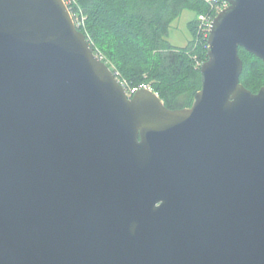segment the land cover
<instances>
[{"label": "water", "instance_id": "water-1", "mask_svg": "<svg viewBox=\"0 0 264 264\" xmlns=\"http://www.w3.org/2000/svg\"><path fill=\"white\" fill-rule=\"evenodd\" d=\"M201 88L127 97L63 0H0V264H264V0H219Z\"/></svg>", "mask_w": 264, "mask_h": 264}, {"label": "trees", "instance_id": "trees-1", "mask_svg": "<svg viewBox=\"0 0 264 264\" xmlns=\"http://www.w3.org/2000/svg\"><path fill=\"white\" fill-rule=\"evenodd\" d=\"M79 25L89 47L102 62L113 66L131 86L151 82V89L169 110L191 107L201 88L200 68L206 61V39L189 24L192 41L188 48L172 47L167 41L171 23L183 10L197 18L210 13L203 0H63ZM243 63L240 83L257 93L264 82V64L239 48Z\"/></svg>", "mask_w": 264, "mask_h": 264}, {"label": "rangeland", "instance_id": "rangeland-1", "mask_svg": "<svg viewBox=\"0 0 264 264\" xmlns=\"http://www.w3.org/2000/svg\"><path fill=\"white\" fill-rule=\"evenodd\" d=\"M195 19L198 20L194 12L190 10H183L180 13V15L171 23L168 29L167 41L172 47L184 49L190 46V43L192 41V35H191L190 28H189V24ZM74 24H75V21H74ZM111 68L113 71L115 72L117 71L113 66H111ZM118 78L122 83L129 85V83H127V81L122 79L121 76L118 75ZM262 82H264V80L255 86L253 84V80H250L251 86H254V87H258L260 84H262ZM150 84L151 82L144 83L142 85H145L146 87H150L151 86ZM129 86L131 87V85ZM263 86H261L260 88H262Z\"/></svg>", "mask_w": 264, "mask_h": 264}, {"label": "built area", "instance_id": "built-area-1", "mask_svg": "<svg viewBox=\"0 0 264 264\" xmlns=\"http://www.w3.org/2000/svg\"><path fill=\"white\" fill-rule=\"evenodd\" d=\"M205 3H207L210 6V13L206 14V15H200L198 17L197 20V29L200 30L203 34H204V38L206 39V44H205V48L207 51V38H208V34H209V30H210V26L211 23L213 21V19L220 13L222 12L224 9H226L228 7V4L226 2L223 1H219V0H203ZM65 3V2H64ZM67 6V5H66ZM72 17V16H71ZM75 26L78 29V24L75 22ZM97 56V55H96ZM98 57V56H97ZM99 58V57H98ZM100 59V58H99ZM101 60V59H100ZM204 62H196V68H200L201 65ZM109 69L114 73L118 83L121 85V87L124 89L127 97H131L133 96L136 92H138L141 89H147V90H151L150 87H146L145 85H139V86H129L127 84L122 83L119 78H118V73L113 71L111 66H109L107 63H105Z\"/></svg>", "mask_w": 264, "mask_h": 264}]
</instances>
